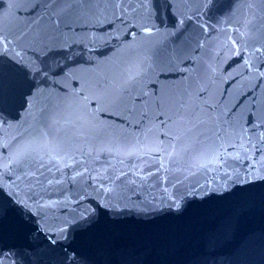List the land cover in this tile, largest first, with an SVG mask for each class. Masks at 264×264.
Returning <instances> with one entry per match:
<instances>
[{
    "label": "water",
    "instance_id": "1",
    "mask_svg": "<svg viewBox=\"0 0 264 264\" xmlns=\"http://www.w3.org/2000/svg\"><path fill=\"white\" fill-rule=\"evenodd\" d=\"M0 264H264V0H0Z\"/></svg>",
    "mask_w": 264,
    "mask_h": 264
},
{
    "label": "snow or ice",
    "instance_id": "2",
    "mask_svg": "<svg viewBox=\"0 0 264 264\" xmlns=\"http://www.w3.org/2000/svg\"><path fill=\"white\" fill-rule=\"evenodd\" d=\"M211 2V0H205V3H210ZM161 166H163V165H161ZM49 183H51V181H49Z\"/></svg>",
    "mask_w": 264,
    "mask_h": 264
}]
</instances>
